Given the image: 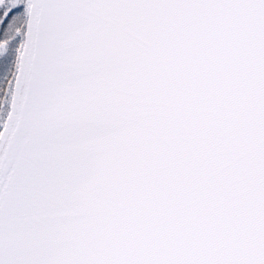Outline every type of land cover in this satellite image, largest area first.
Listing matches in <instances>:
<instances>
[{"label": "water", "instance_id": "95a60500", "mask_svg": "<svg viewBox=\"0 0 264 264\" xmlns=\"http://www.w3.org/2000/svg\"><path fill=\"white\" fill-rule=\"evenodd\" d=\"M5 162L0 264H264V0H43Z\"/></svg>", "mask_w": 264, "mask_h": 264}, {"label": "rangeland", "instance_id": "374dc122", "mask_svg": "<svg viewBox=\"0 0 264 264\" xmlns=\"http://www.w3.org/2000/svg\"><path fill=\"white\" fill-rule=\"evenodd\" d=\"M42 0H32L31 17L27 22L30 29L37 21V11ZM22 45L20 49L15 45L0 47V202L3 193L6 191L8 180L12 171L11 162L6 166L5 155L9 143L13 139V134L18 123L21 109L26 95L27 76L30 70L31 60V40L30 32L21 36ZM4 43V41H3ZM4 45V44H3ZM14 69L13 77L9 82L11 69ZM12 71V72H13Z\"/></svg>", "mask_w": 264, "mask_h": 264}, {"label": "flooded vegetation", "instance_id": "af4514ba", "mask_svg": "<svg viewBox=\"0 0 264 264\" xmlns=\"http://www.w3.org/2000/svg\"><path fill=\"white\" fill-rule=\"evenodd\" d=\"M40 8L41 6H39V9L37 11V17ZM31 9H32V0H0V47L4 46L9 48L10 45H15V48L17 47L18 49H20L22 45L20 43L22 42L21 36L25 35L27 32H30V35L32 37L31 40L32 55L30 60V70L27 76V84L32 71V58H33L35 32H36V22L33 23V20H32L31 28L29 29L27 27L28 25L27 22L28 20H30L31 17ZM13 70L14 69L12 68L11 69L12 75H10L9 80L7 82H9L13 77V73H14ZM0 77H1V69H0Z\"/></svg>", "mask_w": 264, "mask_h": 264}]
</instances>
